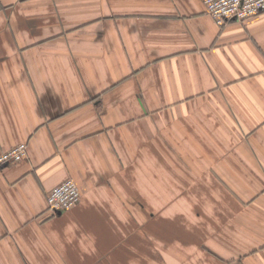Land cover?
Returning <instances> with one entry per match:
<instances>
[{
	"label": "crops",
	"instance_id": "0c3cea01",
	"mask_svg": "<svg viewBox=\"0 0 264 264\" xmlns=\"http://www.w3.org/2000/svg\"><path fill=\"white\" fill-rule=\"evenodd\" d=\"M20 142L0 264H264V13L0 0V153Z\"/></svg>",
	"mask_w": 264,
	"mask_h": 264
},
{
	"label": "built area",
	"instance_id": "2783aa9c",
	"mask_svg": "<svg viewBox=\"0 0 264 264\" xmlns=\"http://www.w3.org/2000/svg\"><path fill=\"white\" fill-rule=\"evenodd\" d=\"M206 12L222 27L230 20L245 21L264 13V0H204ZM28 155L27 142H20L0 153V166L17 163ZM47 206L51 213L66 211L81 200V191L73 178H67L47 193Z\"/></svg>",
	"mask_w": 264,
	"mask_h": 264
}]
</instances>
